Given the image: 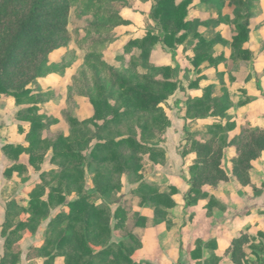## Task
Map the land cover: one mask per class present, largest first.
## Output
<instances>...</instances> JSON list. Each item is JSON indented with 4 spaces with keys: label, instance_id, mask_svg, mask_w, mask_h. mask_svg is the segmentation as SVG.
I'll use <instances>...</instances> for the list:
<instances>
[{
    "label": "rangeland",
    "instance_id": "obj_1",
    "mask_svg": "<svg viewBox=\"0 0 264 264\" xmlns=\"http://www.w3.org/2000/svg\"><path fill=\"white\" fill-rule=\"evenodd\" d=\"M68 1L67 38L62 40L67 44L50 54L45 75L30 93L18 100L3 96L13 98V113L23 116L18 126L25 141L37 143L29 147L33 157L54 165L30 192L36 189L43 209L63 201L50 210L58 207L64 213L67 202L88 195L105 213L99 227L107 229L106 235L90 238L93 256L114 245L112 263L235 264L232 252L240 264H261L264 210L251 205L264 186V150L251 161L248 184L231 177L215 187L202 186L210 196L196 191L187 198V191L207 140L214 136L212 154L230 172L235 138L248 141L257 133L254 128L264 127V0H170L158 12L152 11L155 0ZM150 37L153 44L144 61L136 57L140 47L124 48L129 39L143 45ZM117 72L131 82L144 80L143 74L164 81V87L151 84L162 111H133L138 103L122 94ZM109 88L114 95L103 100ZM127 106L131 111L125 114ZM33 121L37 127L26 139ZM97 134L107 142L133 137L142 144L132 154L135 163L126 161L131 149L116 145L92 155ZM164 147L171 153L170 176L153 174L154 166L165 165ZM121 163L127 172L120 171ZM138 163L140 170L134 171ZM102 173L109 179L100 181ZM108 183L116 188L108 189ZM11 209L2 236L13 240L12 254L32 264L60 263L61 248L52 243L63 232L79 241L87 226L80 209L57 225L50 215L30 219L21 204Z\"/></svg>",
    "mask_w": 264,
    "mask_h": 264
},
{
    "label": "trees",
    "instance_id": "obj_2",
    "mask_svg": "<svg viewBox=\"0 0 264 264\" xmlns=\"http://www.w3.org/2000/svg\"><path fill=\"white\" fill-rule=\"evenodd\" d=\"M169 2L170 0H155L152 11L155 10L158 12L160 8H167ZM237 2H241V0H237ZM68 10V0H0V94L11 95L15 100H18L20 95L23 96L30 93L31 86L38 78L45 75L44 68L46 67L50 54L56 48L65 46L68 42L67 40L64 42L62 41L67 38L66 24ZM141 41L142 40L138 38L129 39L124 48H127L126 51H132L134 46L140 47L141 52L139 55H136V57L144 61L149 55L150 47L153 44V37L145 40L143 45H140ZM205 43L206 44L202 45L206 46L207 42ZM131 57L132 54H130L129 58ZM116 77L122 87V94L126 97H131L138 103V107L133 111L136 110L140 113L162 111L161 107L157 105V96L152 91L151 84L157 83L164 87V81L156 79L151 74H143L142 77L144 80L140 82H131L130 79L121 75L120 72L116 73ZM114 91L115 89L109 88L104 92L105 99L103 100H106L107 97H112ZM126 102L129 103V100L127 99ZM102 105L104 108L107 106L106 102ZM124 111L125 114H127L131 109L127 106ZM222 112L224 111H221V113ZM17 116L19 119H23V116L21 117L18 114ZM37 124L38 123L34 121L31 123V131L27 133L26 139L29 138V134L37 127ZM145 127L146 125L143 126V133ZM17 128L19 131L24 132V129H20L19 126ZM104 129V127H101V130ZM254 130L257 131L256 135L251 136L248 141L241 142L238 138H235V154L231 157L230 172L224 170L220 165V158H215L214 154H212V148H210V146L214 142V136L205 142V144H207V150H203L197 154L201 164L198 165L199 168L196 174H192L189 179L187 198L196 191L201 192V188L204 185L215 187L219 182L224 183L230 181L231 177L240 185L249 183L252 169L251 161L257 158L259 155L257 152L264 150V127H256ZM96 138L97 142L90 151L92 155H94L96 151H110L112 147L116 145L125 150L131 149V153H127L128 155L126 157V161H129L130 165L135 163L132 157V154H135L134 149L142 145L129 135L123 136L116 141L111 140L110 142L105 141L103 139L105 137L100 134H97ZM36 144V142L31 140L25 148L26 152L29 154L30 161L34 164L41 162V157H33L29 149V147ZM8 147L12 148L17 153L24 150L20 145H9ZM54 147H56V144ZM121 152L117 156L119 162H122L121 159L124 157ZM182 154L184 155V152ZM220 154L222 156L221 152L218 156H220ZM114 156L116 155L114 154L113 157ZM99 159L101 161L105 160V155L102 154ZM121 164L120 171L127 172V168H125L123 163ZM140 167L141 164H136L134 171L140 170ZM16 169L25 170L26 167L20 163H15L6 169L5 174L8 176L12 170ZM43 173L44 172L41 174ZM108 177V174L102 173L99 177L100 179H98L104 182L109 179ZM107 187L111 189L114 185L108 183ZM35 188L38 189L39 185H36ZM114 188H116V186ZM36 189H34L35 191L29 192L26 206L22 207L27 210L30 219L39 220L40 217L41 219H46L49 216L50 206L63 203V201L57 200L59 203L54 202L50 204L49 207L46 205L45 209H43L42 205L44 202L34 197V195H36ZM201 193L205 196H210L206 191H202ZM17 205L18 203L15 200L7 204L6 222H8L10 214L14 213L11 208ZM66 206L68 210L65 211V213L63 211H58L55 216H53L52 223L57 225L61 223L64 218H72V213L80 209L79 213L86 212L84 220L87 226L80 232L83 234V237H79V241H76L72 233L66 235V233L63 232L62 236L52 243V245L57 248H61L57 254L64 256L65 264H117V261L112 263L109 256V250L113 249L114 245L110 246V244H107L108 246L100 250L97 256H93L95 253H93L91 248L92 242L90 238H94V236L98 234H107L106 228L99 227L100 219L105 216L102 209L98 205L92 203L88 195L73 199L67 202ZM119 211V215H121L124 209L120 208ZM88 223L90 224L88 225ZM16 239H18V237H16ZM12 241L13 240H10L9 236L5 239L6 249L4 256L1 258L2 264H6L5 262H7V264H9V262L10 264H15L16 260H18V253L16 255L12 254V249L10 248V242ZM236 243H238V240ZM101 245H105V243L101 242ZM86 252H90L89 256ZM83 253L86 258H84ZM232 255L233 253L231 252L232 261L235 264H240ZM261 264H264V260Z\"/></svg>",
    "mask_w": 264,
    "mask_h": 264
},
{
    "label": "crops",
    "instance_id": "obj_3",
    "mask_svg": "<svg viewBox=\"0 0 264 264\" xmlns=\"http://www.w3.org/2000/svg\"><path fill=\"white\" fill-rule=\"evenodd\" d=\"M3 96L6 95L0 94V263H1V258L4 256L6 249V244H5L6 237L2 236V234H3V229L5 228L3 224L5 222L7 204L10 201L15 200L18 204H21V206H26V202L28 200V194L30 192V186L39 185L41 182L40 174L46 170L54 168V165H52L50 161L47 162V166L44 163L45 160L37 164H34L30 161L29 154L25 150V148L28 146V142L25 141L24 132L19 131L17 128L18 125H22L23 121L22 119H19L17 114L13 113L14 108L12 109L11 104H14V99ZM9 106L11 107L12 110L11 112L7 110V107ZM9 145H20L21 147L24 148V150L17 153L12 148L8 147ZM164 148L167 155V160L165 162V165L164 166L160 165L159 167L154 166L155 172L157 173H153V174H159L158 172H166L167 176H170V173L168 172V168H169L168 166H169V160L171 159V153L170 151H168L166 147ZM15 163L17 164L20 163L24 165L26 169L12 170L10 175L7 176L5 174L6 169L8 167H11ZM186 179H187V175H186ZM261 180L264 184V174ZM183 186L188 187L186 181L183 182ZM259 188H260L259 192L257 193L256 196L253 197L255 202H253L251 208H254L255 210L256 209L264 210V186ZM57 212H58V207L51 209L49 215L51 217L55 216ZM39 227L32 234L31 233L28 234V236L29 237L36 236V233L39 231L38 230ZM19 242L17 243L19 244ZM39 257L45 258L44 255H41ZM57 258L60 259L59 261L60 263L55 262V264H65V259L63 258V256H58ZM31 262H32L31 259H29L28 257H26L25 259L23 258L21 259L20 257L18 260H16L15 264H32ZM5 263L7 264V262ZM196 264H205V261L201 262V260H199L197 261Z\"/></svg>",
    "mask_w": 264,
    "mask_h": 264
}]
</instances>
